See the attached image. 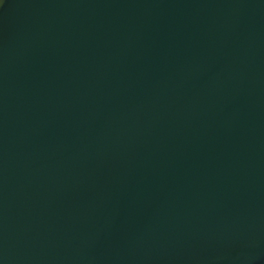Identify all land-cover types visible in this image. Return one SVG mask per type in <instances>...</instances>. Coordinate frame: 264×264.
Masks as SVG:
<instances>
[{
    "label": "water",
    "instance_id": "95a60500",
    "mask_svg": "<svg viewBox=\"0 0 264 264\" xmlns=\"http://www.w3.org/2000/svg\"><path fill=\"white\" fill-rule=\"evenodd\" d=\"M0 264H264V0H0Z\"/></svg>",
    "mask_w": 264,
    "mask_h": 264
}]
</instances>
